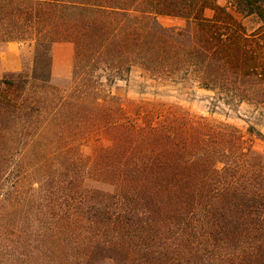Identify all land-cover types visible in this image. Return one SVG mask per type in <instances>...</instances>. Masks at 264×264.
I'll list each match as a JSON object with an SVG mask.
<instances>
[{"label": "trees", "instance_id": "trees-1", "mask_svg": "<svg viewBox=\"0 0 264 264\" xmlns=\"http://www.w3.org/2000/svg\"><path fill=\"white\" fill-rule=\"evenodd\" d=\"M218 1L0 0V43L34 44L30 74L0 78V264H264V169L245 135L159 109L138 126L101 89L136 66L263 115L264 0ZM57 42L73 49L63 85Z\"/></svg>", "mask_w": 264, "mask_h": 264}, {"label": "rangeland", "instance_id": "rangeland-1", "mask_svg": "<svg viewBox=\"0 0 264 264\" xmlns=\"http://www.w3.org/2000/svg\"><path fill=\"white\" fill-rule=\"evenodd\" d=\"M218 2L224 4L222 0ZM205 16L210 18L212 11L209 9L205 10ZM233 16L249 32L257 27V23L253 17H243L234 12ZM158 22L165 27H182L185 24L182 19L167 16L158 17ZM18 43L20 44L18 45ZM2 45L0 43V52L3 50ZM12 47L19 48L20 68L17 71L23 70L30 74L34 57L33 42L30 40L16 42L12 44ZM10 61L11 58L7 57L1 62L5 65V69L13 66ZM72 67L73 55L70 73L66 77L61 78L55 77L51 73L52 82L56 85L67 84L72 77ZM9 73L11 72H3L0 78ZM101 89L103 92L118 98L122 117L135 122L138 126L139 123L143 124L145 113L155 109H159L164 116L184 115L193 125L203 120L209 123L224 122L232 125L245 135L254 153L261 157L264 169V141L257 139L255 136L249 137L245 134L248 125H253L256 130L264 135V112L262 113L263 115H260L261 112H258L254 107L241 104L237 109H231L217 101L210 91L197 89L196 87L181 88L175 85L156 83L149 80L147 75L136 66L131 69L130 74L125 80L118 81L111 87L102 86ZM89 152V147H83L84 154H88Z\"/></svg>", "mask_w": 264, "mask_h": 264}, {"label": "crops", "instance_id": "crops-1", "mask_svg": "<svg viewBox=\"0 0 264 264\" xmlns=\"http://www.w3.org/2000/svg\"><path fill=\"white\" fill-rule=\"evenodd\" d=\"M16 42H8L3 44V50L0 52V75L5 71H17L20 68L19 64V48L12 47V44ZM20 43H18L19 45ZM52 61H51V73L55 77H66L70 73L71 60L73 55V49L71 44L66 42H57L52 45L51 48ZM7 57L11 58V65L9 69L4 68L3 62Z\"/></svg>", "mask_w": 264, "mask_h": 264}]
</instances>
